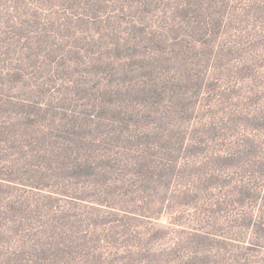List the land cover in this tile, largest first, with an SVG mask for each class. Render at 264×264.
Listing matches in <instances>:
<instances>
[{
    "label": "trees",
    "instance_id": "16d2710c",
    "mask_svg": "<svg viewBox=\"0 0 264 264\" xmlns=\"http://www.w3.org/2000/svg\"><path fill=\"white\" fill-rule=\"evenodd\" d=\"M13 2L0 264H264V0ZM227 187L233 232L175 223Z\"/></svg>",
    "mask_w": 264,
    "mask_h": 264
},
{
    "label": "rangeland",
    "instance_id": "374dc122",
    "mask_svg": "<svg viewBox=\"0 0 264 264\" xmlns=\"http://www.w3.org/2000/svg\"><path fill=\"white\" fill-rule=\"evenodd\" d=\"M14 0H10V2L8 0H0V9L1 7H4V10H6L5 8H9L10 11H12L13 13L16 12L15 9H12L11 6L15 5ZM23 8H18V10H22ZM1 14V13H0ZM124 25H122L123 27ZM244 33V32H243ZM235 37V35L230 34V36L228 37V35H226L223 39H221L222 41H228L231 38ZM238 38H242L241 36ZM217 49V47H216ZM264 73V70H263ZM230 80L231 83H238L239 81V77H233L232 76V71L230 74ZM264 80V76H262L261 78H259V81H263ZM255 83L254 80L251 81H245L244 86H245V96H248V98L246 100H244L245 104L248 105L249 107L254 105V103H252V100H250V96L249 93L247 91H251L252 86L251 84ZM258 94H262L260 95V97H263V92H261L260 88H259V92ZM264 98V97H263ZM237 107V106H236ZM264 138V137H263ZM247 173H243L242 171L238 170L237 175L235 174V178H241V179H246L247 178ZM262 182L263 186H264V180L263 181H259V179L257 180V184L260 185V183ZM228 188V193H229V202L226 205V200L228 199V196L226 195L225 197V192H220L221 189L217 188L216 190H213V198L212 201H209L207 203V206L204 208H194L193 206H189V205H179L177 209L176 213H173V219H175V223H178L177 218L179 219V217L181 218L180 221L184 222V223H189V225H193L195 224L194 222H196L195 220H197V224L204 226L206 229L208 230H212V231H216L217 233H222V235L225 237L227 234V232H233L230 231L233 227V216H238L241 215L242 212L245 209V204L242 201H237L235 200V194L231 196V188ZM218 191V192H217ZM263 199L258 198V203L260 205V207L263 205V201H264V194H262ZM218 201L222 204H218ZM212 205V210L209 211L210 207ZM259 207V208H260ZM262 210H264V206L262 207ZM180 213V214H179ZM160 221L162 223L167 224V222L169 221V218L167 216H162L160 217ZM227 230V231H226ZM235 231V230H234ZM250 237V239L252 238H257L258 234H256L255 232H249L248 238ZM193 248H188L187 251L189 252L190 250H192ZM214 253H212L211 257H210V263L209 264H227L225 261H222V258H219V256H214ZM254 253V252H252Z\"/></svg>",
    "mask_w": 264,
    "mask_h": 264
}]
</instances>
